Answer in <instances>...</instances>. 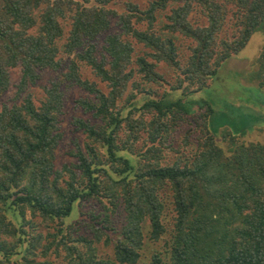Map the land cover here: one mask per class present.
Returning <instances> with one entry per match:
<instances>
[{
	"label": "trees",
	"instance_id": "obj_1",
	"mask_svg": "<svg viewBox=\"0 0 264 264\" xmlns=\"http://www.w3.org/2000/svg\"><path fill=\"white\" fill-rule=\"evenodd\" d=\"M118 1L0 0V96L12 86L11 69L21 70L15 97L0 107V264H136L146 238L165 235L169 264H264V140L244 138L263 115L241 106L219 126L214 104L194 97L264 31V0H151L144 8L123 0L122 10L112 7ZM195 12L206 22H194ZM113 19L120 31H111ZM180 34L193 43L187 49ZM254 65L250 88L264 91V46ZM45 69L62 72L37 102L30 88ZM63 82L90 94L77 103L96 121L75 119L86 141L76 142L74 162L57 168ZM190 115L200 129L195 150L166 162L170 132ZM92 200L100 209L89 233L66 230ZM40 223L58 226L48 244L35 232ZM101 241L110 257L99 252ZM51 250L63 263L47 257Z\"/></svg>",
	"mask_w": 264,
	"mask_h": 264
},
{
	"label": "rangeland",
	"instance_id": "obj_2",
	"mask_svg": "<svg viewBox=\"0 0 264 264\" xmlns=\"http://www.w3.org/2000/svg\"><path fill=\"white\" fill-rule=\"evenodd\" d=\"M80 1V0H75ZM140 5V7H146L151 0H130ZM92 2V1H91ZM123 0L118 1L116 4H112V7L119 8L122 10L123 8ZM165 11L160 12L159 19L162 21L166 20L164 18ZM191 18L194 22L205 23L206 19L197 12L192 13ZM230 18V17H229ZM116 19H113V26L111 31L117 32L120 31V28L115 22ZM61 23L64 27V31L67 34L70 29V23L68 21H63L61 19ZM232 32L231 21H228V24L225 26V30H223L222 36L229 37ZM104 35L102 34L97 39L98 47L101 49L104 43ZM179 39L177 42L181 45L182 49H187L190 45H192V41L186 38L184 35H179ZM66 41V37H62L58 40L59 44L62 45L63 42ZM264 46V31L258 30L255 31L250 37L246 46L232 58L226 62L225 66L223 65L221 71H219L218 76L215 77L213 81V85L209 88L203 89L196 93V98H205L209 99L215 106L216 109V118L218 119V125L223 126L224 123L227 122L228 117H234L237 113V109L239 107H243V110L246 113L253 114L254 116L263 115V122L260 126H258L255 131L249 132L245 139H263L264 140V91L262 90H253L250 88L257 81L249 82L248 74L255 68L254 62L260 56L261 51ZM137 53L143 54V46L141 44H136ZM64 57V61L67 62V55L62 54ZM159 70L166 75L168 80L172 79L173 72L172 69L166 65L165 63L159 64ZM65 70V69H62ZM83 75L85 77H89L91 79H97L92 73L90 67L84 66L82 67ZM62 71H55L51 69H45L41 71V77L38 80L37 84L31 86L30 91L34 93V97L36 101L44 96V86H48L52 79L56 77H60ZM221 72V73H220ZM227 72V73H226ZM21 75L20 68H12L11 69V80L12 86L7 93L3 96H0V107L3 102L12 101L15 97V92L17 90V83L19 82ZM100 85L103 88H106L104 82H100ZM148 88V85H143L142 87ZM62 87L65 91V107L64 113L61 115V131L63 133V137L59 142V145L56 149V160L55 164L57 168H61L65 163H71L76 160V156L74 152L76 150V142H80L81 145L84 146L86 141V133L83 130H77V126L75 124V119L78 117L82 118H91L94 122L95 118H92L91 112H85V109L77 103V99L84 96H89L90 94L85 91L81 86L71 84L68 82H63ZM132 92L134 90L131 89ZM137 92V91H136ZM226 92V93H225ZM141 100V98H139ZM185 119L183 122L179 121L177 126L170 132L172 134L169 137V140L163 146V152L165 161H174L180 154H178V150L182 149L187 152H192L196 148V142L199 135V128L197 127L194 118L192 115L184 116ZM225 127V126H223ZM221 127V128H223ZM220 134V133H219ZM189 136L187 139L186 137ZM186 138V139H185ZM219 141V138H217ZM188 142V143H186ZM187 144V146H185ZM142 143H139L141 146ZM73 151V153H72ZM165 202L168 206L167 218L170 220L172 216L171 203L169 202V196L166 197ZM100 209V204L94 200L85 204V208L78 209L72 216H70L65 223V229L68 228L70 230H74L77 232V235L88 234L89 229L88 220L92 218L94 212L97 214ZM118 220L115 222L117 228H119L121 224V216H117ZM116 217L113 219L115 221ZM56 223H52L50 227H47L43 223H40L36 228V233H42L44 235V239L42 240V244H48L52 239L49 236V233H55L58 230V226H55ZM60 236V235H59ZM47 237H50L49 239ZM58 237V236H57ZM169 236H164L163 239L159 241H152L146 238V242L144 248L142 250V255L138 263L136 264H155L153 259V254L160 253L162 257V261L157 264H169L168 255L166 253L167 244ZM99 252L104 257H110L112 255V247L110 245H104L103 241L99 242ZM41 248V247H40ZM54 262H62L63 256H56V253L52 250L47 256Z\"/></svg>",
	"mask_w": 264,
	"mask_h": 264
}]
</instances>
